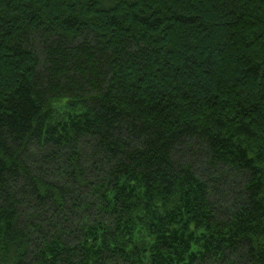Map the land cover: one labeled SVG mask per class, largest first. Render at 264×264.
<instances>
[{"label": "trees", "instance_id": "obj_1", "mask_svg": "<svg viewBox=\"0 0 264 264\" xmlns=\"http://www.w3.org/2000/svg\"><path fill=\"white\" fill-rule=\"evenodd\" d=\"M0 264H264V0H0Z\"/></svg>", "mask_w": 264, "mask_h": 264}]
</instances>
